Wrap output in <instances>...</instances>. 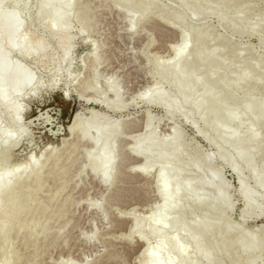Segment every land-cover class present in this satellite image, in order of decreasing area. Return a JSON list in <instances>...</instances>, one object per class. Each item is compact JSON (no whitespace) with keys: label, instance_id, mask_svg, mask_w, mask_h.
Returning <instances> with one entry per match:
<instances>
[{"label":"rangeland","instance_id":"374dc122","mask_svg":"<svg viewBox=\"0 0 264 264\" xmlns=\"http://www.w3.org/2000/svg\"><path fill=\"white\" fill-rule=\"evenodd\" d=\"M56 9L43 0L0 4V16L21 21L18 39L29 47L26 57L9 52L2 40L1 58L8 53L12 66L19 65L38 84V92L17 102L12 97L0 101V129L8 125L9 134L19 138L11 164L0 165V186L24 185L17 211L0 220V264H141L144 243L132 239L131 214L148 236L145 219L160 214L158 173L164 168L169 175L173 160L179 163L178 179L189 185L178 196L171 183L172 203L188 212L174 230L175 243L189 248L187 263L246 264L241 246L251 239L259 254L253 264H264V190L256 178L264 182V0H73L63 14L62 34L58 22H51ZM168 19L181 25L176 28ZM176 46L182 52L165 65ZM200 60L198 85L186 98L176 89L173 69L183 63L197 66ZM210 71L213 84L206 80ZM163 72L167 77L161 78ZM208 90L213 101L201 109ZM163 97L168 105L162 104ZM8 100L12 113L5 106ZM219 102L223 107L216 118ZM79 113L76 134L69 128ZM174 128L178 150L166 155L168 149L159 147L155 159L160 169L134 173L132 166L142 159L131 147L146 145L149 135L154 143L171 142ZM83 131L100 144L80 140ZM233 133L236 141L229 143ZM247 146L253 156L242 159L238 154ZM102 154L112 158L109 185L91 170ZM224 154L237 170L223 160ZM195 158L196 164L189 165ZM211 177L224 186V220L208 236L200 234L197 252L191 243L195 225L220 213L205 207L189 214L197 200L214 192L200 187ZM240 178L255 198V209L246 210ZM4 210L0 200V213ZM175 218L170 211L165 223ZM228 224L234 227L231 246L223 233ZM162 226L158 223L157 230ZM148 239L154 247L161 237ZM159 258L167 255L161 252ZM142 264L155 263L148 257Z\"/></svg>","mask_w":264,"mask_h":264},{"label":"bare ground","instance_id":"6f19581e","mask_svg":"<svg viewBox=\"0 0 264 264\" xmlns=\"http://www.w3.org/2000/svg\"><path fill=\"white\" fill-rule=\"evenodd\" d=\"M9 0H0V4L7 3ZM198 1L201 0H193V3H197ZM43 3L45 5H50V4H56L57 9L55 12L52 14L51 17V22L57 23L58 22V27L56 28L57 33L62 34L65 31L64 23H63V14L66 9L71 7L73 0H43ZM168 19V22L170 24H173L176 28L178 25H181L180 22L174 21L171 22V20ZM50 29L53 30V25L50 24L48 26ZM179 27V26H178ZM23 25L21 21L15 17V16H9V15H2L0 16V42L4 40L7 44V50L9 52H18L19 54L23 56H29V47L24 46L25 41L18 39L19 33L22 30ZM182 40H185L186 35L182 34ZM200 38L198 39V42H200ZM173 55L172 58L168 61H166L164 64L165 65H171L175 60H177L179 54L182 52L181 48L179 46L173 47L172 49ZM213 55H209V58L207 59H212ZM203 60L199 61V64L197 66H187V63H183L181 65H175L173 71H174V80H175V86L176 89L183 93L186 97L188 94L189 89L195 87L198 85V80H197V72L198 68L202 65ZM184 70H187L184 72ZM214 72L210 71L207 76L206 80L209 84H213V78H214ZM167 77V73L161 74V78ZM38 92V84L34 80L33 77L27 75L24 73L22 68L19 65L12 66L11 62L8 59V53H5L4 57L1 58V46H0V101L1 98L2 100L5 99H10L15 98L16 102L18 101L17 99L25 97L28 93H36ZM11 98V99H12ZM187 98V97H186ZM10 99V100H11ZM15 99L12 101L15 103ZM4 100V102H5ZM8 100V103L5 104L7 109L9 110L8 112L12 113V109L14 106L13 102ZM20 100V99H19ZM213 101V96L210 90L205 92V101L201 105V109H206L208 105H210ZM2 102V101H1ZM7 102V101H6ZM10 102V104H9ZM168 98L163 97L162 104L168 105ZM4 104V103H3ZM217 111L215 117H219L220 111L223 107V103L219 102L217 104ZM15 110V109H14ZM19 112V111H17ZM22 112V111H21ZM21 112H19L17 115H19ZM15 115V113L13 114ZM12 115V116H13ZM21 115V114H20ZM11 116V114H10ZM11 116L12 119L17 117L16 115L14 118ZM79 118H80V113L75 116L74 123L72 128H69L70 131L74 133V128L76 126V129H78L79 125ZM10 120L11 123L15 125L16 121ZM20 118H16L18 120ZM15 120V119H14ZM10 123V124H11ZM18 123V122H17ZM16 123V125H18ZM12 124V125H13ZM78 124V125H77ZM13 125V127H15ZM8 126V125H7ZM1 127L0 131V165L5 162L10 163L12 160L11 156V151L13 146L17 147L19 138H15L9 134V130L12 129V127L8 130V127ZM149 128V126H148ZM9 131H7V130ZM74 129V130H73ZM69 131V132H70ZM79 131V130H78ZM176 128L173 129V132H171V142H168L167 140H163L160 143H154L152 135H149V137L146 139V145L142 144L140 145H135L131 147V153L139 158L142 159L141 164L138 166H132V170L140 173V174H147L149 173L148 171L152 170L153 168H157L158 170L160 169L161 165H159L160 160L155 159V154L156 152H159V147H164L168 149V152H165L166 155L173 154L175 151L178 150L179 143L175 138V133ZM76 132V130H75ZM79 133V132H78ZM81 138L80 140L82 141H91V137H89V134L87 131L81 132ZM77 134V132H76ZM222 134V130L217 131V136L219 137ZM108 138V134H107ZM257 138V135H254L252 137V142H255ZM94 139V138H93ZM92 139V144L93 147L98 146L100 144L99 139L94 141ZM107 140V139H106ZM236 141V136L235 133H233L230 136L229 143H235ZM82 143V142H81ZM86 143V142H85ZM89 145V144H88ZM106 145V142L103 141V146ZM130 155L133 157V155ZM33 156V155H32ZM134 156V157H135ZM238 156L242 159L247 158L248 156H253V151L252 148L247 146L242 152H239ZM33 157L30 156L29 159H32ZM222 158L224 161L228 162L234 170H237V167L234 163V161L227 156L226 154L222 155ZM133 159V158H132ZM137 159V158H136ZM134 158V160H136ZM139 161V160H138ZM134 162V161H133ZM11 164V163H10ZM134 164V163H133ZM139 164V163H138ZM161 164V163H160ZM196 164V158L193 159L189 165H195ZM7 165V164H6ZM9 165V164H8ZM13 165V164H12ZM21 165V164H20ZM19 166V165H18ZM16 166V167H18ZM1 167V166H0ZM7 167V166H3ZM14 167V165H13ZM21 167V166H20ZM9 168V167H7ZM2 170V168H0ZM6 169V168H5ZM4 169V170H5ZM12 169V167H11ZM92 172L99 176V180H101L102 184L104 185H109L110 183V177H111V172H112V158L109 156L105 155H99L95 161H93V164L91 166ZM131 170V171H132ZM3 171V170H2ZM5 172V171H4ZM9 172V171H8ZM147 172V173H146ZM133 173V172H132ZM4 174V173H3ZM2 174V175H3ZM35 179L39 185V179H43L42 177L40 178V173L39 170L36 171L35 173ZM179 176V163L175 160L172 161L171 167L169 168V175H165L164 173V168L159 171L158 173V181H157V190H158V195L160 197L161 203L157 205V208L160 212L159 216H156V212H152L147 216L145 220L148 221V225L146 227L148 236L146 235L145 232L139 228L138 220H140L136 215H133L134 219V224L132 225L131 228V233L133 235L132 239L137 238L139 241H141L143 244V249L140 253V260L142 263L145 262V260L148 257H152L153 261L155 264H177V259L178 257L181 261V264H189L187 263V256L189 255V248L188 247H183L175 243L174 239L176 237L174 230L178 228V226L183 222V220L186 218L188 212H185L182 210L181 206L179 203H172L171 201V183L175 185V191L174 193L179 196V192L182 189H186L189 191V185L184 184L178 179ZM1 178V177H0ZM257 182L260 184V187L264 190V182L259 180L258 177ZM173 181V182H171ZM35 182V181H34ZM99 182V183H101ZM114 183V182H113ZM112 183V184H113ZM25 184V183H24ZM240 184H241V192L244 195L245 202H246V210H251L256 208L255 204V198L253 195L247 191L245 188V184L242 178H240ZM23 184H20L18 186L13 185L11 182H7L4 186H0V200L4 203L5 205V210L0 213V220L5 221L8 216L17 211V199L19 198L20 193L23 191ZM26 186V185H25ZM210 187L214 190V192L208 197V199H199L197 200L192 208L189 211V214L193 213L194 209H200V208H205L209 207L211 210H218L215 213V217L211 221H203L197 222L195 225L197 234L191 237V243L194 249L198 252L200 250L201 246V240H200V234L208 236L207 234L209 232H213V230L216 227H220L222 221L224 220V216L222 214L221 209L225 206V197L223 196L224 193V186H220L214 178H210V181H205L201 184V190H203L205 187ZM182 200V199H181ZM93 206V205H92ZM174 212L176 214V218L173 220V222L165 223L167 220V215L168 212ZM218 212V213H217ZM158 223L164 224L162 226V230L158 231L157 230V225ZM234 231V227L230 224L226 225V228L224 230V234L229 235L230 238L227 240L226 244L227 246H231L232 244L235 243V237H231L232 233ZM256 233V230L252 232V235ZM151 234H157L160 235L161 239L157 242V244L152 247L148 243V237ZM131 239V240H132ZM247 239V238H246ZM245 239V240H246ZM256 247L255 243L251 239H247V242H245L241 246V252L246 257V264H253V262L259 257V254H255L254 248ZM163 252L167 255L166 260H161L159 258V254ZM209 259V258H208ZM139 262V261H138ZM140 262V263H141ZM141 263V264H142ZM63 264H69L68 262H64Z\"/></svg>","mask_w":264,"mask_h":264}]
</instances>
